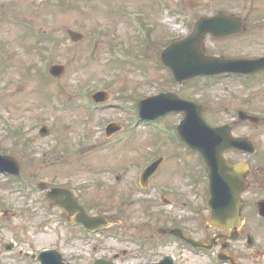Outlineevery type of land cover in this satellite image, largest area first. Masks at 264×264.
<instances>
[{"label":"rangeland","instance_id":"rangeland-1","mask_svg":"<svg viewBox=\"0 0 264 264\" xmlns=\"http://www.w3.org/2000/svg\"><path fill=\"white\" fill-rule=\"evenodd\" d=\"M189 1L0 0V152L18 160L24 180L31 184L21 183L28 192L19 191L14 186L19 184H9L0 173V209L16 212L13 217L0 218V264H40L19 257L16 251L21 246L34 251L56 248L73 264H92L95 258L147 264L152 259L146 258L145 250L154 251L153 260L170 254L178 264H210V256L203 252L195 253L168 237L150 238L153 227L158 235L159 228L174 225L185 226L186 232L199 240H211L216 234L207 224L208 212L202 209L208 199L204 183L194 187L186 172L200 171L198 153L173 141L178 134L169 132L166 124H178L182 114L167 115L161 126L165 132L156 138L153 132L158 130L152 127L140 123L133 128L136 122L130 112L146 95L177 90L206 104L208 122L220 125L232 121L239 108L264 110V82L250 87L234 78H196L181 85L174 81L159 61L166 42L162 37L187 34L191 23L204 13ZM217 8L212 3L209 10ZM141 10L147 25L144 37L140 36L141 20L136 18ZM68 29L81 32L84 38L73 42ZM230 43L208 39L206 48L226 52L234 47ZM114 46L121 49L120 55ZM54 63L66 66L60 78L49 72ZM83 88L92 93L105 90L108 105L95 112L88 110L80 96ZM109 122L121 128L107 135ZM45 123L50 134L41 136L39 130ZM263 125L264 120L258 128L248 123L234 128V134L249 136L258 148L256 156L250 157L258 180L243 195L247 202L243 228L245 233L254 232L258 240L249 252L258 249L262 254L264 220L252 222L250 218L252 213L257 215L254 201L264 198ZM113 139L117 141L112 144ZM228 156L232 160L243 157ZM160 157L162 163L151 181L172 187L174 193L168 197L177 200L175 206L163 204L153 186L144 190L135 186L143 168ZM110 167L118 171L119 179L108 171ZM38 182L77 189L81 202L94 214L118 211L125 232L148 238L147 245L141 248L133 241L105 234L89 236L59 208L37 211L36 201L49 203L41 197L44 193L32 188V183ZM3 241H16L17 249L5 250ZM233 245L248 252L244 238Z\"/></svg>","mask_w":264,"mask_h":264},{"label":"water","instance_id":"water-1","mask_svg":"<svg viewBox=\"0 0 264 264\" xmlns=\"http://www.w3.org/2000/svg\"><path fill=\"white\" fill-rule=\"evenodd\" d=\"M240 18L235 15L217 14L215 16L205 18L201 17L196 23L194 33L182 40L172 42L163 52L161 61L169 66L175 78L178 81H184L201 74H216L222 71H234L241 66L243 70L258 69L253 63H264V61L249 62V66L238 65L233 59H220L216 57L206 56L203 53L202 44L206 33L212 31L217 35L221 31L229 33L230 27H235V22ZM224 21L220 25L218 22ZM219 24L220 27L217 25ZM71 38L79 41L84 35L70 30ZM244 64V62H240ZM264 68V65L261 66ZM54 76H60L64 71L63 65H53L50 68ZM96 100H105L103 93L95 95ZM141 113L146 118H157L171 110H181L185 113V120L179 126L180 133L192 147L200 150L208 164L211 178V199L209 206L211 209L210 223L215 226L226 225L237 228L240 224V211L242 202L240 194L248 185L245 179L247 164L243 162L231 163L225 156V151L232 148L254 151L253 144L248 138H235L231 135L232 125L222 127H212L208 125L202 114L204 106L196 105L193 102L182 99L174 94H161L159 96L149 97L140 102ZM248 117L243 114V118ZM252 121L257 118L250 117ZM116 130L114 125H110L109 131ZM42 135L49 133L47 127L42 130ZM161 160L157 161L150 168L148 173H152ZM0 168L19 173V166L16 159L12 156L0 154ZM48 196L52 205L61 206L65 212L72 216L73 220L82 223L86 228L95 229L97 227H105L108 223L104 216H91L86 209L78 202V194L72 189L53 188ZM260 214L264 215V201L259 203ZM3 212L0 211V216ZM171 231L180 232L173 229ZM182 236H184L181 233ZM238 234H234L236 237ZM185 237V236H184ZM188 240L194 242L192 239ZM196 243V242H194ZM203 244V243H202ZM201 245V244H200ZM40 259L43 264H70L62 261V255L55 250L44 252ZM94 264H115L106 260H96Z\"/></svg>","mask_w":264,"mask_h":264},{"label":"flooded vegetation","instance_id":"flooded-vegetation-1","mask_svg":"<svg viewBox=\"0 0 264 264\" xmlns=\"http://www.w3.org/2000/svg\"><path fill=\"white\" fill-rule=\"evenodd\" d=\"M213 2L216 3V0L211 1L210 3ZM210 3L208 4L207 2L204 4V8H206V14H210V12L208 11ZM218 6L220 8L218 10L240 14L242 18H244V21L242 22V25H245L244 28L236 35L227 37L228 39L225 38V40H232L235 43L232 53L233 56L242 58L264 56V0H222L219 1ZM221 54H225V52H222ZM248 177L250 181L258 180L257 176L253 173L252 170L249 172ZM165 200H170L173 202L175 201L171 198ZM108 218L114 223L109 227L108 231L122 229V231L124 232L125 230H127L126 226L123 227L122 224L118 223L120 219L118 211L112 209L108 213ZM183 229L186 232L185 226H183ZM154 230L155 228L153 227L150 238L153 241H155L156 239L159 240L160 237L155 234ZM198 230H202V228L199 227ZM220 232H225L226 234L230 233L226 230H217V234ZM241 236H244L243 232L241 233ZM232 243L233 242H231L226 249L220 248L219 246L217 249V254L222 253L223 256L233 257L240 263L264 264V262L261 261L264 257V254H262L258 249L249 252V250H253V246L251 247L248 245V252H245L241 248L232 247ZM226 262L227 264H231L230 261Z\"/></svg>","mask_w":264,"mask_h":264}]
</instances>
